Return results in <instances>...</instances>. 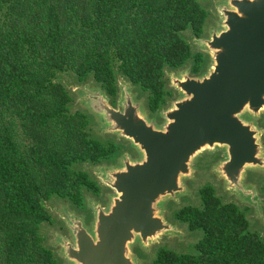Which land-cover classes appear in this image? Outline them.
I'll use <instances>...</instances> for the list:
<instances>
[{
  "label": "trees",
  "instance_id": "obj_1",
  "mask_svg": "<svg viewBox=\"0 0 264 264\" xmlns=\"http://www.w3.org/2000/svg\"><path fill=\"white\" fill-rule=\"evenodd\" d=\"M205 18L198 0H0V264H60L40 231L52 221L44 202L98 194L74 164L108 162L118 150L88 134V114L69 110L57 73L91 77L110 103L122 76L156 111L171 95L165 69L190 61L193 74L204 72L207 56L181 32L201 36ZM198 195L199 206L174 212L201 230L194 251L161 248L153 264H264V235L248 230L245 213L211 185Z\"/></svg>",
  "mask_w": 264,
  "mask_h": 264
},
{
  "label": "water",
  "instance_id": "obj_2",
  "mask_svg": "<svg viewBox=\"0 0 264 264\" xmlns=\"http://www.w3.org/2000/svg\"><path fill=\"white\" fill-rule=\"evenodd\" d=\"M225 2L218 8L220 27L205 39L211 52L206 71L177 81L182 97L166 111L162 128L141 118L129 101L120 111L100 97L99 108L143 159L125 161L112 174L117 195L107 211H98L92 232L76 222L75 247L67 251L72 264H130L129 242L168 228L153 206L179 189V175L188 171V161L201 147L226 146L225 177L233 185L244 165L261 162L255 131L239 114L264 106V0ZM93 97L98 101L97 93Z\"/></svg>",
  "mask_w": 264,
  "mask_h": 264
},
{
  "label": "rangeland",
  "instance_id": "obj_3",
  "mask_svg": "<svg viewBox=\"0 0 264 264\" xmlns=\"http://www.w3.org/2000/svg\"><path fill=\"white\" fill-rule=\"evenodd\" d=\"M198 1L206 11L202 35L196 37L190 30L182 31L181 35L190 43L192 52L201 51L207 56L205 72L211 54L205 39H208L212 32L220 27L221 17L218 8L226 2L225 0ZM190 65L188 61L179 69H165L166 86L175 90V99L170 98L160 112L156 110L150 113L147 106V93L122 76L117 77L118 92L114 102L110 103V98L91 77L79 82L71 72L57 73L55 80L65 86L71 97L69 110H81L88 114L89 120L86 127L88 134L104 142L112 141L120 148L108 162L74 164V167L87 171L99 185V192L96 195L91 191L83 190L84 203L80 207L75 208L67 199L55 195L44 202L53 221L42 224L40 231L44 243L61 258L62 264H72L67 258V251L68 248L75 247L72 229L76 227V222H80L89 232H92L98 211H107L112 198L117 195L110 185L113 179L112 174L123 169L125 161L134 164L143 159L138 147L121 134L107 113L99 108L97 103L100 97L108 106L120 111H123L129 101L135 106L141 118L154 124L156 128H162L168 120L165 116L166 111L174 108L175 100L182 97L177 81L185 77H198L191 72ZM94 93H97L98 101L94 97L91 98ZM183 95L185 97V94ZM239 116L255 131L257 157L261 160L259 165H244L237 175V185H233L225 177L224 164L228 158L225 145H206L197 150L188 161V171L179 175V189L172 194L160 196L153 206L155 216L161 218L168 228L156 232L143 241L135 238L133 242H129L130 264H152L158 248L170 249L177 253L194 251L193 244L201 237V230H189L186 224L174 217V212L183 205L199 206L198 190L204 185H211L222 202H232L245 213L248 230L264 235V106L256 112L245 108ZM127 149H132L134 154L129 153ZM120 151H123L121 155ZM115 159H117L116 162H114Z\"/></svg>",
  "mask_w": 264,
  "mask_h": 264
},
{
  "label": "flooded vegetation",
  "instance_id": "obj_4",
  "mask_svg": "<svg viewBox=\"0 0 264 264\" xmlns=\"http://www.w3.org/2000/svg\"><path fill=\"white\" fill-rule=\"evenodd\" d=\"M168 89H170V91H171V95L168 96L167 103H168V101H169L170 98L173 97V98L175 99V95H176V92H175V90H174L173 88L170 87V88H168ZM117 92H118V84H117ZM174 99H173V100H174ZM167 103H166V104H167ZM166 104H165V105H166ZM165 105H164V106H165ZM147 106H148V104H147ZM164 106H163V107H164ZM163 107H161V108L158 109L157 111L160 112V111L162 110ZM148 111H149V113H150V112H155V111H151L150 109H149ZM115 144H116V143H115ZM117 146H118V150H119V149H120V148H119V145L117 144ZM127 150L129 151V153H133V150H132V149H127ZM122 153H123V151H122V152L120 151L119 154L121 155ZM133 154H134V153H133ZM116 160H117V159H115L114 162H116ZM111 163H112V162H111ZM67 200H68V199H67ZM68 201H69L70 204H71L73 207H75V208L80 207V205H82V204L84 203V199H83V202H82L80 205H76V204L72 203L70 200H68ZM183 206H184V205H183ZM178 209H179V208H178ZM48 211H49V210H48ZM175 211H176V210H175ZM49 213H50V211H49ZM50 214H51V213H50ZM63 215H64V212H63ZM90 215H91V217H92V213H90ZM51 217H52V215H51ZM62 218H63V217H62ZM52 221H53V217H52ZM52 221H51V222H52ZM61 221H62V220H61ZM51 222H50V223H51ZM159 249H161V248H158V249L156 250V253H157V251H158ZM51 250H52V249H51ZM52 252L54 253L53 250H52ZM156 253H155V255H156ZM54 255H55V253H54ZM55 256L57 257L59 263L62 264V260H61V258L58 257L57 255H55ZM154 257H155V256H154ZM153 259H154V258H153ZM152 264H153V260H152Z\"/></svg>",
  "mask_w": 264,
  "mask_h": 264
}]
</instances>
